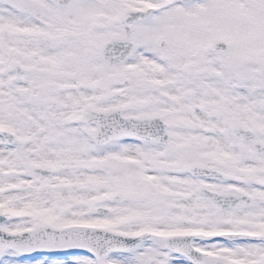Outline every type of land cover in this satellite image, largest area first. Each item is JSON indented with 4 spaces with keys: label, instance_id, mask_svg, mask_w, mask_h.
<instances>
[{
    "label": "snow or ice",
    "instance_id": "1",
    "mask_svg": "<svg viewBox=\"0 0 264 264\" xmlns=\"http://www.w3.org/2000/svg\"><path fill=\"white\" fill-rule=\"evenodd\" d=\"M0 264H264V0H0Z\"/></svg>",
    "mask_w": 264,
    "mask_h": 264
}]
</instances>
